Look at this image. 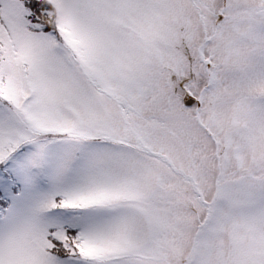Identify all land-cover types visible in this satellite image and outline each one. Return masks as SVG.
<instances>
[{"label": "snow or ice", "instance_id": "snow-or-ice-1", "mask_svg": "<svg viewBox=\"0 0 264 264\" xmlns=\"http://www.w3.org/2000/svg\"><path fill=\"white\" fill-rule=\"evenodd\" d=\"M0 264H264V0H0Z\"/></svg>", "mask_w": 264, "mask_h": 264}]
</instances>
